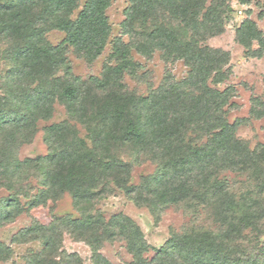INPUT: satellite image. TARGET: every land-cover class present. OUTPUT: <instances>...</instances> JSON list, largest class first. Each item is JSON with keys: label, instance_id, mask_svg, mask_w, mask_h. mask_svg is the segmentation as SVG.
I'll list each match as a JSON object with an SVG mask.
<instances>
[{"label": "trees", "instance_id": "obj_1", "mask_svg": "<svg viewBox=\"0 0 264 264\" xmlns=\"http://www.w3.org/2000/svg\"><path fill=\"white\" fill-rule=\"evenodd\" d=\"M238 1L242 5L249 2ZM111 2L84 0L80 8V0H6L0 2V24L4 32L20 36L16 56L27 65H39L43 69L63 66V54L68 49L93 61L104 51L111 33L106 16ZM194 2L129 0L124 10L122 35L115 38L111 46V64L104 67L101 79H90L108 98L104 114L97 119L101 128L88 138L91 145L78 139L84 151L79 145H58L46 157L16 163L13 168L16 172L30 164L41 168L42 187L33 205L64 193L70 195L74 208L81 215V219L70 222L71 228L91 246L93 264H111L99 253V248L113 238L125 242L133 264H228L229 246L264 221V143L250 148L237 137V130L245 119L230 123L227 118L233 105L234 89L214 87L230 75L229 54L200 44L208 36L206 34L218 32L214 30L217 12L226 11L227 6L224 0H214L199 20ZM78 8L79 12L72 17ZM159 11L170 17L181 16L180 21L192 32L191 39L180 40L176 31L165 23L151 22L150 17ZM139 20H147L153 27L140 33L134 29V23ZM42 26L62 32L63 40L56 46L44 43ZM123 36L128 42L123 41ZM236 38L245 48L256 42L257 56L264 51V37L249 18L236 30ZM132 51L146 58L160 52L167 63L182 61L188 69L187 75L177 81L167 72L148 95L128 98L121 80L125 73L135 74L139 68L131 57ZM65 75L60 96L67 102L70 118L85 124L80 109L81 81L69 68ZM47 97L43 92L31 97V108L37 110ZM249 114L255 120L264 119V91L262 98L252 101ZM69 125L63 122L48 127L46 143L57 145L65 138ZM191 136L203 137L205 141L192 145L188 138ZM128 146L137 153L143 151L158 165L155 174L142 178L140 184L132 183L130 163L108 157L113 150L122 151ZM229 175H246L251 181L246 192H234L227 178ZM114 189L135 206L147 208L152 213L161 206L197 201L212 209L216 227L173 235L149 259L143 233L130 219L115 215L106 224L96 220L91 211L87 212ZM9 206L14 208L16 203L14 206L11 202ZM11 215V211H0V219H8ZM47 229L34 226L22 231L21 235L40 237ZM53 246V239L45 236L42 251L32 255L27 264H69L64 260L52 261ZM10 254L11 249L0 244V259ZM65 257L72 264H81L76 254Z\"/></svg>", "mask_w": 264, "mask_h": 264}, {"label": "rangeland", "instance_id": "obj_2", "mask_svg": "<svg viewBox=\"0 0 264 264\" xmlns=\"http://www.w3.org/2000/svg\"><path fill=\"white\" fill-rule=\"evenodd\" d=\"M6 0H0L4 2ZM194 8L198 19L201 20L214 0H194ZM242 5L238 0H224L227 10L217 12L216 34H206L200 43L211 49H217L229 54L230 75L222 84L214 85L218 90L228 87L234 89L233 105L228 110V120L233 123L237 119H245L237 130V137L246 142L250 148L264 143V119L255 120L250 117L252 101L262 98L264 91V51L257 56L258 45L252 42L249 48L238 44L236 30L242 22L249 18L264 37V0H248ZM84 0H80V8ZM129 0H112L106 10L111 33L102 54L93 61L76 54L68 49L63 54V66L43 69L39 65H27L16 56L21 39L18 34L4 32L0 24V211H11V217L0 219V244L11 249L7 258L0 259V264H27L32 255L40 253L46 237L53 239L55 248L52 261L67 262L65 256L76 254L81 264L92 263V248L71 228L70 222L81 219L80 213L74 208L68 193L47 200L43 204L33 205V200L41 191L43 173L41 168L28 165L24 169L14 171L16 163L46 157L58 145H79L84 151L83 141L91 145L89 137L95 130L101 128L100 114H104V104L107 101L105 93L97 90L90 82L93 77L101 79L104 67L110 65V54L113 40L122 35L124 10ZM78 8L72 17L79 12ZM247 11H250L247 14ZM29 16H34L29 13ZM179 15L170 17L158 12L150 17L154 24L165 23L176 31L180 40H190L192 32L180 21ZM153 19V20H152ZM148 20V21H150ZM212 20V19H211ZM180 21V22H179ZM147 23V24H146ZM153 25L141 20L134 23V29L144 33ZM44 43L58 45L63 40V33L53 28L42 26ZM211 33V32H210ZM204 35V34H203ZM123 41L128 38L123 36ZM254 53V54H253ZM134 62L139 64L135 74L125 73L122 83L126 96L137 98L146 96L161 83L169 72L179 81L187 75V67L182 61L167 63L160 52H155L150 58L131 52ZM69 68L71 74L81 81V105L83 121L71 119L67 111V102L62 99L61 89L65 84V71ZM41 92L48 95L47 99L37 110L30 106V98ZM3 99L6 101L3 103ZM5 118H4V117ZM23 117V118H22ZM18 118H22L17 122ZM63 122H68L65 138L55 145L45 141L47 128ZM192 145H201L205 139L188 137ZM108 157L130 163L132 183L140 184L141 179L155 174L158 165L149 160L143 151L138 153L131 146L121 150L115 149ZM5 167V168H4ZM228 181L234 192L244 193L251 184L246 175H229ZM109 196L95 203L91 211L98 221L109 223L115 215H122L136 224L143 233V238L149 249L147 256L151 259L154 254L176 234L192 231L214 230L216 227L212 209L199 202H189L179 205L161 206L152 213L147 208L137 207L124 194L114 189ZM264 198V195L262 196ZM264 200V199H263ZM16 207L11 208L9 203ZM48 227L40 237L32 234L21 235L30 227ZM56 230V232L54 231ZM229 247L230 262L228 264H264V221L256 224L253 229L245 232V237ZM99 253L111 264H133V258L126 249L121 238L105 241L99 248ZM50 261V260H48Z\"/></svg>", "mask_w": 264, "mask_h": 264}]
</instances>
